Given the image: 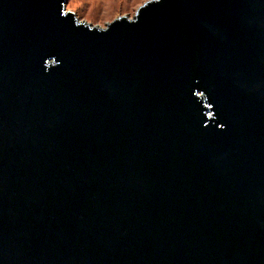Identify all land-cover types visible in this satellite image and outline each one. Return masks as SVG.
<instances>
[{"label":"water","instance_id":"95a60500","mask_svg":"<svg viewBox=\"0 0 264 264\" xmlns=\"http://www.w3.org/2000/svg\"><path fill=\"white\" fill-rule=\"evenodd\" d=\"M67 3L0 0V264H264V0Z\"/></svg>","mask_w":264,"mask_h":264},{"label":"rangeland","instance_id":"374dc122","mask_svg":"<svg viewBox=\"0 0 264 264\" xmlns=\"http://www.w3.org/2000/svg\"><path fill=\"white\" fill-rule=\"evenodd\" d=\"M146 2L148 0H68L66 10L76 13L83 22L106 28L120 17L134 18Z\"/></svg>","mask_w":264,"mask_h":264}]
</instances>
